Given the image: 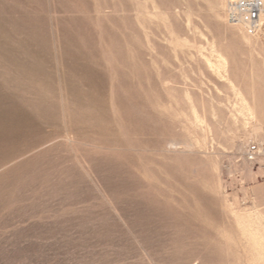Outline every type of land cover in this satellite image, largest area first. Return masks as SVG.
<instances>
[{"label":"rangeland","instance_id":"rangeland-1","mask_svg":"<svg viewBox=\"0 0 264 264\" xmlns=\"http://www.w3.org/2000/svg\"><path fill=\"white\" fill-rule=\"evenodd\" d=\"M226 1L0 0V264H264V24Z\"/></svg>","mask_w":264,"mask_h":264},{"label":"built area","instance_id":"built-area-1","mask_svg":"<svg viewBox=\"0 0 264 264\" xmlns=\"http://www.w3.org/2000/svg\"><path fill=\"white\" fill-rule=\"evenodd\" d=\"M228 19L241 26L245 33L254 35L261 27L264 15V0H227ZM249 161L264 158V141L252 142L246 150Z\"/></svg>","mask_w":264,"mask_h":264},{"label":"bare ground","instance_id":"bare-ground-1","mask_svg":"<svg viewBox=\"0 0 264 264\" xmlns=\"http://www.w3.org/2000/svg\"><path fill=\"white\" fill-rule=\"evenodd\" d=\"M226 8H227V1H226ZM227 20H228V22L229 23H231L232 25H236V24H234V23H232L229 19H228V13H227ZM263 24H264V15H263V17H262V19H261V27H260V29L258 30V32L261 30V28H262V26H263ZM236 26H238V25H236ZM238 27H240L241 29H242V27L241 26H238ZM243 30V29H242ZM244 31V30H243ZM257 32V33H258ZM244 33H245V31H244ZM256 33V34H257ZM245 34H247V33H245ZM256 34H254V35H256ZM248 36H254V35H249V34H247ZM245 41H247L248 43H250V37H246V36H243L242 37ZM253 129H254V131H256V132H259V131H262V125H261V123L258 121L257 123H255V124H253Z\"/></svg>","mask_w":264,"mask_h":264}]
</instances>
